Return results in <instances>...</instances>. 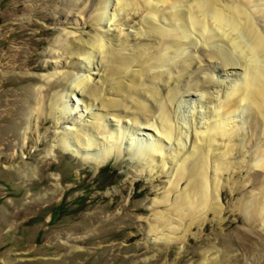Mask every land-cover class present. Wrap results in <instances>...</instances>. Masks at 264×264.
<instances>
[{
	"label": "bare ground",
	"instance_id": "bare-ground-1",
	"mask_svg": "<svg viewBox=\"0 0 264 264\" xmlns=\"http://www.w3.org/2000/svg\"><path fill=\"white\" fill-rule=\"evenodd\" d=\"M91 1L96 32L70 40L71 69L55 72L45 93L37 87L31 114L38 120L58 106L66 114L55 127L61 148L97 166L129 138L150 172L170 167L153 200L165 206L149 225L162 230L155 238L167 240L163 227L173 231L172 222L189 219L186 231L209 211L220 214L224 181L231 178L232 194L245 188L243 167L254 169L249 184L259 191L240 197L248 199L240 208L264 226V19H255L264 0ZM190 101L204 106L199 116L181 111Z\"/></svg>",
	"mask_w": 264,
	"mask_h": 264
},
{
	"label": "rangeland",
	"instance_id": "rangeland-1",
	"mask_svg": "<svg viewBox=\"0 0 264 264\" xmlns=\"http://www.w3.org/2000/svg\"><path fill=\"white\" fill-rule=\"evenodd\" d=\"M91 4L0 0V264H264V226L240 208L248 200L240 197L259 191L249 184L254 169L238 173L245 182L241 193L232 194L230 173L222 175L229 179L222 178L220 214L209 211L186 231L189 219L172 222L173 231L163 227L168 241L158 239L162 230L149 225L165 206L153 200L164 194L170 167L150 172L148 159L131 154L138 141L129 138L120 153L97 166L81 151L61 148L55 127L66 114L58 106L38 120L31 114L37 87L45 93L60 74L55 72L71 69L70 40L80 30L83 37L96 32ZM193 103L181 108L186 118L187 109L197 116L195 110H203Z\"/></svg>",
	"mask_w": 264,
	"mask_h": 264
}]
</instances>
